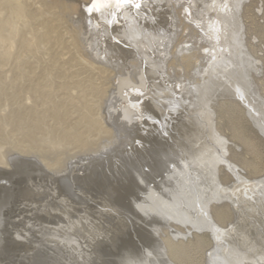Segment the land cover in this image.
I'll return each instance as SVG.
<instances>
[{
  "label": "rangeland",
  "instance_id": "obj_1",
  "mask_svg": "<svg viewBox=\"0 0 264 264\" xmlns=\"http://www.w3.org/2000/svg\"><path fill=\"white\" fill-rule=\"evenodd\" d=\"M139 1L141 6L134 16L142 33L132 34L134 39L123 10L108 28L98 12L87 11L92 0H19L28 10L24 19L15 18L5 0H0V168L12 171L13 157L21 156L34 160L45 171L39 174L32 169L28 175L21 173L14 178L15 194L6 214L7 251L0 256V264H123L124 256L155 264L159 246H164L172 264H210L217 243L220 254L229 251L235 255L227 260L222 257L215 264H236L238 255L258 251L251 246L264 248V207L251 206L244 199L238 207L228 202L227 208L221 202L210 205L213 221L228 231L218 241L209 229L191 225L202 212L194 196L187 193L175 197L182 199L185 207L194 208L190 223L163 221L165 216L157 210H144L141 181L169 174L170 167L159 164L173 155L165 157L161 150L176 149L177 141L180 143L177 127L188 123L185 108L178 107L177 113L164 108L170 106L172 97L187 100L189 80L195 72H199L195 82L209 80L211 70L220 80L224 73L216 68L202 41L206 33L199 9L204 0ZM250 2L245 18L251 34L247 41L260 72L256 77L250 74L246 84L252 86L254 81L264 99V0ZM75 4L77 10L72 11ZM181 7L186 11L183 19L176 13ZM174 16L179 20L177 27ZM158 18L168 21L163 33L166 40L156 43L147 38V26H155ZM50 22L59 23L61 44L44 36ZM97 32L107 54L98 46ZM138 53L148 62H141L144 74L147 68L145 86L135 76L141 74ZM125 79L133 83H122ZM231 81L214 87L231 89ZM158 88L169 89L167 97L159 96ZM233 105L213 104L216 127L214 123L205 127L191 118L192 126L188 125L187 136L181 138L193 164L188 177L200 181L204 198L212 196L215 186L196 174L205 175L213 126L220 128L230 147L225 154L227 162L229 158L231 165L238 166L237 172L244 179L255 182L264 176V133L243 105ZM57 107L67 112L65 120L53 116ZM163 110V119L170 120L168 131L160 128ZM80 130L83 135L77 140L75 133ZM28 132L35 136L30 139ZM199 168L201 172L194 171ZM172 181L176 187L188 183L185 178ZM218 182L230 186L237 179L226 167ZM241 230L247 239L253 238L252 242L243 241ZM248 257L244 264H264V250L262 255Z\"/></svg>",
  "mask_w": 264,
  "mask_h": 264
},
{
  "label": "bare ground",
  "instance_id": "obj_2",
  "mask_svg": "<svg viewBox=\"0 0 264 264\" xmlns=\"http://www.w3.org/2000/svg\"><path fill=\"white\" fill-rule=\"evenodd\" d=\"M170 1L172 3L174 2L173 0H170ZM5 2L7 4L8 9L10 10V13L15 18H20V17H23L24 15H26L25 13L28 10L25 9V6H24L25 2L23 4L20 3L21 1L19 2V0H5ZM138 2L141 3V1H139V0H138ZM250 3H251L250 0H204L203 6L199 9L200 19H202L203 23H205L204 33H206L205 35H203L204 37L202 38V41L204 43V47L206 46V51L208 52V54L211 53L210 54L211 57L214 58L211 60H214L213 61L214 65L217 66L216 68L219 70L220 73H222V72L224 73L223 74L224 76H222L223 79L221 78V80H220L219 79L220 75L218 76L216 74V72H214L215 70H211L210 73H208L210 76L209 80H203L202 82H195V79L197 78V75L199 73V72H195V76L191 80H189L190 85H191V89H190V95L187 98V100H185L183 97H180V96L171 98L170 106L167 108H164V109H166L167 112L177 113V110L179 109L178 107H182L183 109L185 108L188 111L187 117H186L188 120V123L179 124V127H177V134H178L177 136H179V142H180V143H178V141H177V144H178L177 148L176 149H170L169 147H165L164 149L161 150V152H162L161 154H163L165 157H171V155H173L172 159L171 158H164L162 160L161 164H159V167L160 166L166 167V168L170 167L169 171H168L169 174L167 176H165L163 179H156L155 177L151 176V177H148L146 180L141 181L143 183V186L141 187V190H142L141 193L143 194V197L140 201L143 203L142 206H144L143 207V208H145L144 210H146V212L151 210V209L157 210L158 215L165 216L163 218V221H169L171 219H175V220L181 222L182 224L190 223L191 220H193L191 217V211L194 210V208L192 209L191 206L185 207L184 201L182 202L181 201L182 199L181 200L177 199L175 196L180 194L181 192H184V193H187L189 197H192V196L196 197V199L193 197V199H194L193 201L197 204L196 207H198L200 209V211L202 212V215H201L200 219H198L197 222H195V224L192 223L191 225L199 226V227H205V228L209 229V231L213 232V234H214L213 237L217 241L220 240V238H222L223 236H225V233H227L228 231H226L222 227L217 226V222L213 221V219L211 218L210 205L213 202H221L223 208H227V206H229V204H227V202L230 203L231 206L235 205L238 207L240 201L244 199L245 202L251 206L253 205L254 207H260V208L264 207V176L255 182H251L246 178L244 179L241 176V174L239 172H237L238 166H236L235 164L231 165L233 162H231L229 158H228L229 161L227 162L225 154L227 153V151L230 150L229 149L230 147L228 148V145L226 144V140L224 139L225 136L221 133L220 128L219 129L214 128L215 121L217 119V116H216L217 112L214 110L213 104H215V103H217V104L218 103H220V104L232 103V105L233 104L236 105V103H237L238 105H240V104L243 105V107L245 109H248V112L250 114L254 115V121H255L256 125L258 126L257 129L264 133V99L261 96V94L259 93L260 90L255 86L254 81H252L253 82L252 86H248L246 84V81L249 83L248 79H249L250 74L252 76L256 77L260 72V70L259 71L257 70L258 60H255L257 58L254 59L252 57V55H250V52H249L252 50L254 51V49L249 44V41H247V37L251 34H249V31H248L249 29L247 28L248 24H247V21L245 20V18L248 17V15L250 13V11H249L250 10ZM75 5H72L70 7L72 11L77 10L78 4L76 6ZM42 6L43 5H41V7ZM50 8H52V7H50ZM119 10H123L122 14L124 16V19H125L126 23L129 24V29H128L129 35L130 36L132 34L136 35L139 32H141V28L138 29V23L139 22L136 20L137 18L134 16V13H138V8L135 7L134 3L124 5L121 8H117V7H115V5H113L111 7L102 9L101 11L98 12V14L101 17V19L104 21L103 23L105 24V26L109 28L112 25V23L115 21L116 15L118 14ZM43 12L44 11H42V12L40 11L39 13L42 14ZM177 12L179 13V15L182 19H183V15L184 16L186 15V11H184L183 7L177 9L176 13ZM48 13H50V12H48ZM27 14H28V12H27ZM39 15H38V17H39ZM34 16H35V14H34ZM9 17H11V16H9ZM28 17H31V16H28ZM15 18H14V20H15ZM32 18L34 19L35 17H32ZM36 18L34 21H37ZM23 19H24V17H23ZM23 19H22V21H23ZM47 20H48V18H47ZM53 20H55V18ZM167 21H165L161 18H158V20L155 22V26H147V27H149V29H148L149 35L147 38L153 39L156 43H159L161 39L165 41L166 39L164 38L163 33L166 31ZM173 22H174L176 27H177V25H179V20L175 16L173 17ZM8 23L9 22H7V24ZM13 23H15V22H13ZM13 23H12V25H14ZM38 24H39V22H38ZM9 25H10V23H9ZM24 25H26V27H28L27 24H24ZM45 26H46L45 27L46 30L44 32L45 37H47L49 40L51 38H53L54 40H57V43L59 41H61L60 40L61 36L57 35L58 34L57 31H58V29H60V28H58L59 23L50 22V23L46 24ZM84 28H85L84 30H85V35H86L87 29H86L85 25H84ZM142 31H144L143 28H142ZM96 35L98 37L97 38L98 46L103 50L102 51L103 55L107 54V52L104 49L105 48L104 43L99 38L100 34H98V32H97ZM133 35H132V37H134V39H136L135 36H133ZM130 36H129V38H130ZM157 36L160 38H158ZM42 37H43V35H42ZM53 39H51L50 41H52ZM58 44H61V42ZM136 46H138V45H136ZM124 49H126V48H124ZM78 50L80 51V49H78ZM81 52H82V50L79 53H81ZM105 56L107 57L108 55H105ZM138 57H139L138 58L139 60L138 59L137 60H138V64L140 67L141 74L140 75L138 74L139 76H137L135 74V76H136V79L139 80V84L145 86V84L148 81V74H147V68L145 70V72H146L145 74L141 70V62L145 61L144 64H146V65L148 62H147L146 57L143 56L142 54L138 53ZM85 60H86V58H85ZM186 60H188V59L186 58ZM96 65L98 67V64H96ZM187 66H189L188 63H187ZM250 79H251V76H250ZM222 80H224V83L226 80L227 81L233 80L234 84L233 83H231L232 85L230 84L231 89H229L227 87H226L227 89H225L222 87L223 88V90H222L221 87H218L221 89V90H219V89L214 87V85H217L220 82L223 83ZM122 83H125L127 85V84H132L133 82H131V80L127 81V79H125V80H123ZM224 83H223V86L225 85ZM169 92H170L169 89L158 88L156 93L159 96L167 97L166 95ZM150 93H151V91H150ZM163 105H165L164 102H163ZM116 107L118 108V106H116ZM61 108L57 107L53 116L55 117V119L63 121L67 117V112L65 110H62ZM123 108H124V106H123ZM148 108H149V106L147 107V109ZM148 110H146V111H148ZM164 111L165 110L162 111L163 112L162 116L160 114H157V117H158V115L162 117V120L159 122L160 128L162 130L168 131L170 128V124H169L170 120L169 119L168 120L163 119L164 114H166V113H164ZM36 113H38V112H35V114ZM27 118H29V117L27 116ZM191 118L194 120H198L199 123L202 122L203 126H205V127L208 123H211V125H212V123H214V126H213L214 132L209 134V141L212 140V142H211L210 148L208 149L206 156H205V160H206V163H208V165L204 164L205 167L204 168L202 167L204 169L205 175L202 174L200 176L198 173L196 174L198 177H200L201 180L204 179L207 181H211L212 185L215 186L216 190L214 189L213 190L214 192L212 191V193H213L212 196H207L205 198L201 194L200 185H199L200 181L194 179V182H193L192 178L188 177L190 171H192L191 165H193V164H192L190 157L186 154L184 144L181 143V138L183 136H187L186 134L188 133V129H189L188 125L190 124V127L192 126L191 125L192 121H190ZM189 121H190V123H189ZM35 123H36V121H35ZM204 123H205V125H204ZM233 134L235 135L234 132H233ZM27 135L30 139H32L34 134H31L30 132H28ZM82 135L83 134L81 133V130H80V132L75 133L77 140L80 139L82 137ZM201 151H203V150H201ZM203 155H205V154H203ZM15 157H13V158H15ZM226 167L229 168V170L233 171V173L237 179L236 184L230 185V186H226L224 184L223 185L219 184L218 177L220 175L224 174V170L226 169ZM32 169H34V171H37L39 174H42L41 170L38 167L32 168V166H29V165L25 166L24 165V166H21V168L19 170L15 169L14 171H11L10 176H0V183H4L5 185H8V184H10L11 178H15V176L17 174H21L22 172L24 174L28 175L30 172H32ZM158 169H160V168H158ZM194 171H200L201 172L200 168L196 169ZM154 174H157V173H154ZM248 174H250V173H248ZM175 177L180 178V180H183L185 178L188 181V183H184L183 185H180V187H176L178 185L174 184L172 181ZM182 177H184V178H182ZM16 178H18V177H16ZM214 183H217V186ZM14 184L15 183L13 182L12 185H14ZM212 185H211V187H212ZM14 194H15L14 186H12L11 189L6 188L5 192H4V190H0V251H2L3 242H4L2 228L4 227V222L5 223L8 222V220L6 221V217H7L6 214H7L8 208L6 210L4 208L6 207L7 203L11 204ZM169 194H172V196L174 198L173 199L170 198L168 196ZM250 198L252 199L251 201H250ZM139 205L140 204L138 203V206ZM147 205L148 206L152 205V206H149L150 207L149 208ZM217 208L218 207H216V205L213 206V209H215V212H216ZM259 212L263 213L262 211H259ZM259 212H258V214H259ZM9 222H10V218H9ZM241 232H242L241 234L243 235L242 236L243 241L244 240L250 241L251 239H253V238L247 239L246 238L247 237L246 232H244L243 230H241ZM28 235H30V234H28ZM251 242H252V240H251ZM216 246L217 247H215V249H213V253L211 254L213 256V258L211 257L210 264H215V262L217 260H220L222 257L226 260L232 259L234 257V255H235L234 252H232V255H230L231 252H229V251L227 252V250H225V249H223V250H225L227 253H225V255L220 254L219 253L220 249L218 247L219 244L217 243ZM251 248H254L258 251H253L254 253H251L249 255L247 252L245 254H242V256L238 255L237 256L238 262H236V264H244V260H246V258H249L248 256L262 255V252L264 250V248L262 249L260 246L258 247V245H253L250 247V249ZM260 250H262V251H260ZM158 252H159V254H157V257H156L157 260H156L155 264H172V263H170L171 261L167 258L168 256L164 250V246H159ZM235 258H236V256H235ZM122 260H123V264H135V263L142 264V262H139L138 260H137V262L132 261V259L130 260L126 256H124ZM234 260H236V259H234ZM31 261L32 260H30L28 262H31ZM33 263H31V264H33Z\"/></svg>",
  "mask_w": 264,
  "mask_h": 264
},
{
  "label": "water",
  "instance_id": "obj_3",
  "mask_svg": "<svg viewBox=\"0 0 264 264\" xmlns=\"http://www.w3.org/2000/svg\"><path fill=\"white\" fill-rule=\"evenodd\" d=\"M249 115L251 116V119L254 121V115L250 114V113H249ZM101 157L102 156H99V157H96V158H101ZM24 165L25 166L26 165L32 166V168L33 167L34 168L38 167L41 170V172L43 174H45L44 169L41 166H39V164H37L34 160L28 159V158H23L21 156H16L15 158H13L12 164H11V166L13 167L12 171H14L15 169L19 170L21 168V166H24ZM10 172H11L10 170H4V169L0 168V176H10ZM22 174H24V173L22 172ZM11 182L12 183L14 182V178H11L10 184H8V185H5L4 183H0V190H4V192H5L6 188L7 189H9V188L11 189L12 186H13ZM9 205L10 204L7 203L6 207L4 209L6 210L9 207ZM6 229H7V224L4 222V227L2 228L4 242H3L2 251H0V256L4 255L6 253V251H7V248H6V243L7 242L6 241L8 239V234H7V230Z\"/></svg>",
  "mask_w": 264,
  "mask_h": 264
},
{
  "label": "snow or ice",
  "instance_id": "obj_4",
  "mask_svg": "<svg viewBox=\"0 0 264 264\" xmlns=\"http://www.w3.org/2000/svg\"><path fill=\"white\" fill-rule=\"evenodd\" d=\"M135 4V7L139 8L141 5L138 0H92V3L87 7L89 12H99L104 8L115 5L117 8H121L127 4Z\"/></svg>",
  "mask_w": 264,
  "mask_h": 264
}]
</instances>
